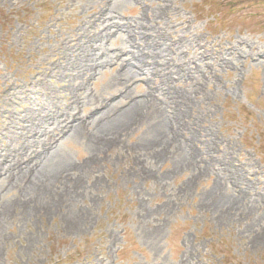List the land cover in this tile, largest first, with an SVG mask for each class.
Segmentation results:
<instances>
[{
	"label": "rangeland",
	"instance_id": "obj_1",
	"mask_svg": "<svg viewBox=\"0 0 264 264\" xmlns=\"http://www.w3.org/2000/svg\"><path fill=\"white\" fill-rule=\"evenodd\" d=\"M109 8L118 28H104ZM96 32L111 62L62 75L60 65L79 58L80 35ZM229 46L258 54L235 61ZM139 48L156 60L132 65ZM40 78L90 122L93 111L118 114L137 100L145 113L98 156L88 139L62 141L55 159L75 170L53 196L28 203L2 175L0 209H10L0 215V264H264V0H0V123L8 117L26 133L22 116H36L41 98L14 89ZM177 94L190 96L187 122L157 158V118L175 113ZM0 152L20 159L25 149L0 133ZM76 189L84 193L71 201Z\"/></svg>",
	"mask_w": 264,
	"mask_h": 264
},
{
	"label": "bare ground",
	"instance_id": "obj_2",
	"mask_svg": "<svg viewBox=\"0 0 264 264\" xmlns=\"http://www.w3.org/2000/svg\"><path fill=\"white\" fill-rule=\"evenodd\" d=\"M96 14L103 16L102 9L98 13H95V15H92V17H97ZM106 17L105 29H111V27L118 28V23H114L112 20L117 17L113 8H109ZM109 21L110 23H108ZM102 25H104V23ZM83 29L84 28H82V30ZM84 32H86V30H83V33ZM159 32L162 34H160L159 38L164 39L166 33L160 29ZM103 36L104 34L102 35L101 32L93 34L85 33L80 35L81 39L78 40L80 43L75 45L79 52V58L74 64L67 66L61 64L59 67L62 70L61 74L63 75L66 71H73L77 73L76 76L78 77L87 76L92 75L94 71L103 69L106 65H108L111 62L112 55L109 53V49H107L103 44ZM76 37L78 38L79 34H76ZM89 42L92 43L90 44ZM173 45L176 47H179L180 45L181 47V44L176 38L173 39ZM241 46L243 47V45ZM227 50L232 56V59L235 61L237 58L241 57V53H244V55L248 58L258 54V52L254 53L251 51V48L247 51L242 49L238 51L236 47L229 46ZM119 52H122V50ZM195 52L202 57L207 54L205 50L201 49L200 51ZM154 57L155 56L149 52L139 48V51L133 57L135 62L131 64H145L149 66L148 62L156 60H154ZM206 58H208V56L205 57V59ZM231 62L232 61L230 59H225L223 61L226 66ZM154 64L157 68H160V64H158V62H154ZM59 68L56 76L61 75ZM69 77L70 76L66 74L64 75L65 84H67V78ZM168 83L169 82L167 80L166 83H163V87L169 88L172 82L170 85ZM72 88L78 91L80 90V86H72L71 89ZM47 89L48 88L46 87L44 78L36 79L35 81L28 82L23 86H17V88L14 89V91H21L20 93H22L24 99H32L31 95L34 94L40 95L41 98L36 104L41 107V110H39L40 112H35L36 116L32 114L29 115V113H25L22 116L23 119H25V123L28 124L26 133H24V131L18 132L14 125L7 122V120H10L8 117H5V119L0 123V125H2L0 133L9 139L11 143L23 146V149H25L24 157L20 159L15 157L11 158L9 154L0 152V176L4 175L5 172L8 171L10 176H12V179L15 180L16 185L22 187L21 190L23 192H27L31 195L28 203H31V201L34 203V201H37L40 196L55 195L57 193V185L60 183L62 178L65 177L64 174H69V172L71 173L75 170L73 166L65 162L62 164V161H57L55 159L58 155V147L62 141L67 140L70 137L88 139V142L92 144L93 150L95 151L94 155L98 156L107 144H115L125 135H128L134 127L141 122L144 116L143 114L145 113V111L142 112L143 109H140L142 106L141 100H137V102L133 101L130 103L127 109H124L118 114H113L115 109L112 106H107L100 111H93L88 116L91 117L90 119L92 122H90L86 116L80 115V113L75 112L73 109L68 107L62 108L60 106L61 103L58 102L54 93L45 92ZM125 91L126 92L123 94V97L126 96L131 98L133 96L128 89ZM175 96L176 99H179L174 100L175 106L173 107L172 112L175 113L173 115L169 114L161 117L158 116L157 118L158 121L156 125L159 130L156 134L158 138H155V143H159L160 145L159 151L156 150V153L154 154L157 158L165 155V153L170 150L171 144L177 139L182 127L185 126L187 122L184 118V110H182L181 107L182 103L186 104V102L189 101L190 96L186 94H177ZM151 101L152 100L148 101L143 108H148L149 110L152 107ZM22 117L19 116V118ZM12 118H14V116H12ZM49 125H51L50 128L48 127ZM93 125L100 128V134H95L93 130H90V127ZM22 141L23 143L21 144ZM80 167L78 175L86 174V170H90V168H92V164H84ZM0 179H3V176L0 177ZM62 184L63 183H61V185ZM1 189L2 185H0V190ZM82 193L84 192L80 189H76L74 192L75 195H73L70 200L76 201ZM51 206L53 207L54 203H52ZM9 209V205H6L3 209H0V215L7 216L9 214ZM35 209L36 208L32 207L28 210L34 212ZM81 223L83 225L86 223L85 217H81L78 222H75V227L73 228L83 227Z\"/></svg>",
	"mask_w": 264,
	"mask_h": 264
}]
</instances>
